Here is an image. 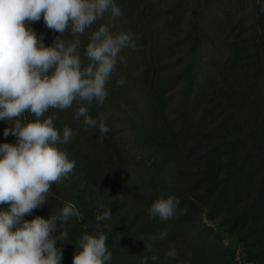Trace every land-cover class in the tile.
Here are the masks:
<instances>
[{
	"label": "trees",
	"instance_id": "obj_1",
	"mask_svg": "<svg viewBox=\"0 0 264 264\" xmlns=\"http://www.w3.org/2000/svg\"><path fill=\"white\" fill-rule=\"evenodd\" d=\"M113 2L121 15L109 10L79 37L85 67L84 47L101 25L131 33L137 45L122 50L126 63L118 62L105 102L89 109L110 131L101 138L98 129L85 130L75 103L45 114L57 117L59 131H76L58 145L75 167L25 219H47L66 203L79 209L82 218L65 225L68 240L58 241L61 264H72L81 234L94 232L95 215L109 208L111 220L100 225L109 264H140L153 254L158 259L148 264H264V0ZM30 27L46 46L59 35L43 19ZM6 127L0 121V144L15 143ZM168 196L180 201L176 215L150 219L151 204ZM160 231L167 238L148 252L145 243ZM171 247L174 260L165 256Z\"/></svg>",
	"mask_w": 264,
	"mask_h": 264
},
{
	"label": "clouds",
	"instance_id": "obj_2",
	"mask_svg": "<svg viewBox=\"0 0 264 264\" xmlns=\"http://www.w3.org/2000/svg\"><path fill=\"white\" fill-rule=\"evenodd\" d=\"M110 10L119 17L121 9L113 0H0V121L9 125L3 135L16 137L15 143L0 144V264H61L63 246L69 232L65 225L71 218L80 220L82 213L66 203L56 214L45 219L36 216L26 220L34 210L48 203L52 185L61 183L75 167L58 145L67 144L76 131L54 126L55 115L45 116L50 109L64 111L73 107L74 119L87 128L98 129L101 138L110 131L103 115L95 118L89 109L95 101L102 105L108 92L107 83L118 62L126 63L121 52L136 50L131 33L113 34L107 25L99 26L84 47L89 61L82 66L79 37ZM55 36L51 46L44 44L45 35L37 34L30 25L41 21ZM66 32L75 39L66 43L60 37ZM125 77L119 76L117 86ZM25 113L35 117L26 120ZM180 201L174 196L155 200L149 218L166 222L176 215ZM109 209L95 215L97 228L84 231L76 247L72 264H109L112 252L101 222L110 221ZM167 231L150 236L145 243L167 238ZM142 240V239H141ZM176 249L165 256L176 258ZM156 261L157 255H143L140 264Z\"/></svg>",
	"mask_w": 264,
	"mask_h": 264
}]
</instances>
